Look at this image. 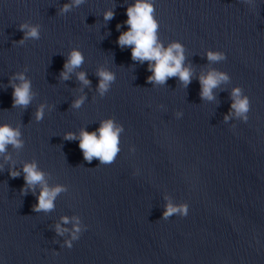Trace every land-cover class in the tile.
Wrapping results in <instances>:
<instances>
[{"label": "water", "instance_id": "water-1", "mask_svg": "<svg viewBox=\"0 0 264 264\" xmlns=\"http://www.w3.org/2000/svg\"><path fill=\"white\" fill-rule=\"evenodd\" d=\"M66 2L0 0V124L19 125L25 141L19 151L9 146L11 161L0 157V264H264V0L254 8L242 0H154L159 39L185 46V64L194 70L187 88L177 78L153 87L147 62L118 46L135 0H85L61 15ZM107 9L115 16L104 21ZM26 21L39 24L41 36L20 45L18 26ZM73 47L85 57L76 71L92 81L80 109L70 107L81 94L75 73L59 79ZM209 49L226 60L208 65ZM102 65L116 73L103 98L94 75ZM25 66L37 93L26 110L12 107L8 86ZM206 66L231 78L214 90L215 101L199 95L196 77ZM235 86L250 100L246 123L223 122ZM40 103L53 107L36 122ZM109 117L124 127L121 151L111 165L89 164L79 142L63 136L82 127L95 131ZM33 159L51 174L49 184L68 186L47 214L32 211L31 192L21 194L23 174H8L10 164L19 169ZM166 196L186 202L188 215L161 219ZM63 215L87 225L71 249L54 231Z\"/></svg>", "mask_w": 264, "mask_h": 264}, {"label": "clouds", "instance_id": "clouds-1", "mask_svg": "<svg viewBox=\"0 0 264 264\" xmlns=\"http://www.w3.org/2000/svg\"><path fill=\"white\" fill-rule=\"evenodd\" d=\"M250 8L255 7V0H242ZM85 0H67L59 8V14L64 15L71 12L74 8L84 4ZM127 20L124 23L128 26L126 31L120 33L117 38L118 46L123 49L131 48V59L141 64L147 62V71L151 75L147 76L146 82L155 86H164L169 78H177L185 87L191 83L194 70L191 64H185V46L176 40L171 41L166 46L159 39L158 29L159 22L155 18L154 0H135L126 8ZM115 16L113 9H107L103 13L104 21H109ZM117 30L121 28L120 24L116 25ZM23 33L20 40L15 43L23 45L27 40H39L41 36V26L30 22H23L18 26ZM208 65H213L226 60V54L219 50H206L205 53ZM85 57L78 47H73L67 54L63 64V69L59 73V79L68 81L72 74L75 73L77 81L81 87L77 90L81 94L76 96L70 107L80 109L87 99L85 88L91 90L92 81L88 79L86 71H76L84 64ZM207 67V66H206ZM28 67L25 66L23 71L15 72L8 79V86L12 88V107H19L24 110L28 109L37 93L32 89V82L26 76ZM94 75L98 78L95 91L103 98L110 90L116 80V73L108 67L100 66L95 70ZM200 84L201 100L215 101L214 90L221 85L230 83V76L224 71L215 67H207L202 70L196 77ZM229 98L231 100L230 108L223 116V122L228 123L231 120H240L247 122L248 113L251 108L250 100L244 94L240 86L231 88ZM52 105L40 103L35 109L34 119L36 122L43 120L45 110H52ZM160 107H163L162 105ZM183 113L177 111L175 117L181 118ZM234 128L235 125H232ZM124 127L113 117L105 118L99 121V127L95 131H87L82 127L79 133L67 131L63 139L66 141H78V147L82 152L83 159L91 164L92 161L98 160L99 165H111L115 162L117 155L121 151V134ZM24 139L19 125L12 126L8 123L0 124V157L4 162L11 161L9 146L13 150H21L24 147ZM129 152H135V147L130 146ZM4 169V164L0 163V170ZM8 174L15 179L23 174L24 185L20 189L23 196L31 192L36 196V203L32 205V211L35 213H50L55 210V201L61 193L68 192V186L64 184H49L46 173L42 170L35 159L23 162L21 168L17 169L12 163L8 167ZM138 174V173H134ZM39 188V194L36 190ZM189 205L186 202L176 203L171 197H165L164 211L161 219L167 220L174 215L186 217L188 215ZM68 225H71L70 227ZM87 225L83 224L80 216L63 215L54 225L55 234L64 238L62 247L71 249L73 242L80 238Z\"/></svg>", "mask_w": 264, "mask_h": 264}]
</instances>
